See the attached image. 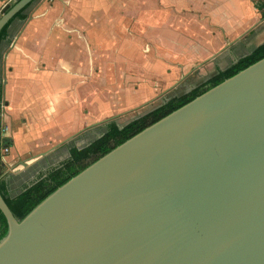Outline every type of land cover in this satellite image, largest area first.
<instances>
[{
	"label": "water",
	"instance_id": "obj_1",
	"mask_svg": "<svg viewBox=\"0 0 264 264\" xmlns=\"http://www.w3.org/2000/svg\"><path fill=\"white\" fill-rule=\"evenodd\" d=\"M33 1H7L0 31ZM0 209V264H264V57L115 146L22 219L1 191Z\"/></svg>",
	"mask_w": 264,
	"mask_h": 264
},
{
	"label": "crops",
	"instance_id": "obj_2",
	"mask_svg": "<svg viewBox=\"0 0 264 264\" xmlns=\"http://www.w3.org/2000/svg\"><path fill=\"white\" fill-rule=\"evenodd\" d=\"M94 4L91 0L90 6L78 7L77 0L52 4L41 0L25 10L26 19L15 18L10 23L0 43L1 117L12 146L6 162L13 169L1 179L12 195L23 189L15 183L24 180L19 169L28 165V159L47 153L53 144L74 136L79 127L92 124L82 112L88 99L81 96L93 90L83 42L89 45L94 30H110L120 21L115 16L130 13L124 2L120 3L123 10L117 4ZM136 5L134 12L139 13L140 3ZM165 9L162 24L165 36L170 35L166 46L173 47L168 31H181L184 42L198 41L190 46L201 48L196 51L198 61L210 59L206 70H200L210 73L207 78L264 46L263 0H165Z\"/></svg>",
	"mask_w": 264,
	"mask_h": 264
},
{
	"label": "rangeland",
	"instance_id": "obj_3",
	"mask_svg": "<svg viewBox=\"0 0 264 264\" xmlns=\"http://www.w3.org/2000/svg\"><path fill=\"white\" fill-rule=\"evenodd\" d=\"M7 1L13 3L16 0H0V9ZM40 1L34 0L27 11ZM48 1L51 4L55 2ZM92 1L95 2L94 7L117 4L119 10H123L120 3L124 2V6L130 9L129 15L125 13L115 16L120 20L117 26L110 25V30L103 32L94 30L89 45L83 42V53L87 52V65L89 64L92 72L93 90L91 95L81 96L84 101L88 99V106H84L82 112L91 118L88 122L92 124L87 128L79 127L74 136L53 144L47 153L28 159V165L19 169L24 174V180L15 183H20L21 188L59 161L69 158L72 147L83 148L99 137L106 130L107 119H115L121 125L171 96L185 94L190 86L197 87L210 75L200 71L206 70L210 59L198 61L196 51L201 48L190 46L198 41L190 39L184 42L181 40V31H168L173 37V47L166 46L170 35L165 36L166 30L162 24L165 22V0ZM136 2L140 3L139 13L134 12ZM90 5L91 0H77L78 7ZM122 18L125 19L124 22ZM80 37L83 38L81 35ZM186 37L190 38L189 35ZM181 42L186 44L182 46ZM0 104L2 105V101Z\"/></svg>",
	"mask_w": 264,
	"mask_h": 264
},
{
	"label": "trees",
	"instance_id": "obj_4",
	"mask_svg": "<svg viewBox=\"0 0 264 264\" xmlns=\"http://www.w3.org/2000/svg\"><path fill=\"white\" fill-rule=\"evenodd\" d=\"M14 3V2H13ZM11 3V4H13ZM30 6H26L20 10L0 31V43L8 35V27L10 23L19 18L24 20L28 17L25 10ZM264 57V46H261L254 51L240 57L236 62L232 63L225 69H219L218 73L193 90L183 94L171 96L165 103L152 109L148 113L141 115L129 123L120 127L115 119L105 122L106 130L99 137L91 141L87 146L78 148L76 146L71 148V156L58 165L48 169L46 174H41L29 185L23 187L20 193L12 195L8 191V184L3 179H0V191L4 196L6 202L12 209L15 216L20 220L28 214L39 202L52 193L56 188L65 183L71 177L79 173L99 157L103 156L115 146L119 145L132 135L141 131L148 125L164 117L171 111L179 108L188 101L192 100L199 94L217 85L227 77L237 73L241 69L247 67L253 62ZM2 99V83L0 81V100ZM2 107L0 104V113ZM7 142L9 140L5 139ZM8 231V221L6 216L0 209V240L6 235Z\"/></svg>",
	"mask_w": 264,
	"mask_h": 264
},
{
	"label": "built area",
	"instance_id": "obj_5",
	"mask_svg": "<svg viewBox=\"0 0 264 264\" xmlns=\"http://www.w3.org/2000/svg\"><path fill=\"white\" fill-rule=\"evenodd\" d=\"M264 4V1H263ZM7 126L3 121L0 113V179L4 177L6 174H9L13 169L8 166L6 162V158L11 152V144L7 142L6 133H7Z\"/></svg>",
	"mask_w": 264,
	"mask_h": 264
},
{
	"label": "flooded vegetation",
	"instance_id": "obj_6",
	"mask_svg": "<svg viewBox=\"0 0 264 264\" xmlns=\"http://www.w3.org/2000/svg\"><path fill=\"white\" fill-rule=\"evenodd\" d=\"M30 5H31V4H30ZM208 79H209V78H208ZM206 80H207V79H206ZM187 92H189V91H187ZM187 92H186V93H187ZM157 107H158V106H157ZM92 141H93V140H92ZM60 162H62V161H59L58 163H56V165H58ZM46 173H47V171L44 172V174H46ZM36 179H37V178H35L34 180H36ZM34 180H33V181H34ZM33 181H32V182H33ZM32 182H29L27 185H29V184L32 183ZM25 186H26V185H25ZM25 186H24V187H25Z\"/></svg>",
	"mask_w": 264,
	"mask_h": 264
}]
</instances>
